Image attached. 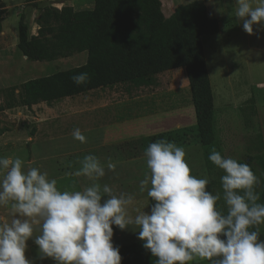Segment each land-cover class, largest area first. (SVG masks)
Instances as JSON below:
<instances>
[{
  "label": "clouds",
  "instance_id": "obj_1",
  "mask_svg": "<svg viewBox=\"0 0 264 264\" xmlns=\"http://www.w3.org/2000/svg\"><path fill=\"white\" fill-rule=\"evenodd\" d=\"M235 16L243 30L253 34L264 25V0H235ZM27 59V58H25ZM76 86L90 81L88 72L71 77ZM75 140L85 143L79 128ZM147 169L139 182L153 206L149 213L128 206L134 196L113 193L98 181L106 175L95 155H86L73 174L92 183L82 190H60L56 179L32 167L24 170L17 157H0V206H10L12 218L0 217V264H35L25 257L27 241L34 240L38 259L55 264H121L120 249L112 243L113 225L121 231L135 225L142 247L155 264H191L197 258L210 264H264V203L255 190L260 179L248 162H240L213 150L208 159L222 170L221 191L206 190L207 176L191 174L183 147L160 139L144 153ZM109 162L107 169L115 171ZM103 197L107 199L102 201ZM223 201V205L219 204ZM149 203V201H148ZM148 205V204H147ZM39 225V235L34 236Z\"/></svg>",
  "mask_w": 264,
  "mask_h": 264
},
{
  "label": "trees",
  "instance_id": "obj_2",
  "mask_svg": "<svg viewBox=\"0 0 264 264\" xmlns=\"http://www.w3.org/2000/svg\"><path fill=\"white\" fill-rule=\"evenodd\" d=\"M25 1L38 7V0ZM162 3L164 6L163 0ZM39 10L35 35L28 32L25 14L18 16L16 48L22 57L29 62L49 63L85 52V63L29 79L18 87L0 89V114L16 108L30 110L40 103L102 89L119 88L133 98L154 92L159 75L183 69L198 142L205 167L211 171L213 163L208 157L216 150L214 100L201 39L218 34L220 26L217 19L209 16L204 0L179 5L168 18L162 13L160 0H93L90 10L75 11L70 6H44ZM6 11L0 1V33ZM80 72H88L90 81L76 86L71 77ZM12 128V124L0 127V135ZM184 138L185 135L183 142L176 144L183 145ZM253 150L256 153L246 162L250 164L254 158L260 169V184L255 190L260 194L258 203H264V144L260 133ZM209 181L206 190L213 194L221 191L218 180ZM153 203L149 198L150 209ZM219 204L223 205L222 200ZM259 237L264 239L263 230L259 229ZM118 247L121 264H155L156 258L140 240Z\"/></svg>",
  "mask_w": 264,
  "mask_h": 264
},
{
  "label": "rangeland",
  "instance_id": "obj_3",
  "mask_svg": "<svg viewBox=\"0 0 264 264\" xmlns=\"http://www.w3.org/2000/svg\"><path fill=\"white\" fill-rule=\"evenodd\" d=\"M6 5V16L3 22V34H0V89L18 87L23 82L51 75L57 71L67 70L85 63L86 53L74 54L71 57L58 59L53 62H29L16 48L18 42V16L24 13L30 35L37 31L36 19L40 14L39 8L52 6L60 9L71 6L74 10L88 8L90 0L79 6L81 0H38V7L26 4L25 0H3ZM93 1V0H92ZM179 4H186L193 0H174ZM210 17L219 21L220 31L213 36L202 37V46L206 68L214 100V117L216 132V150L222 156L232 157L240 162L249 161L256 153L253 150L257 133L262 135L264 144V25H254L253 34L243 30V21L235 16V0H205ZM164 8L170 9L168 0H163ZM158 92L164 91L162 99L170 98L179 91L182 100L188 103L190 99L189 86L183 69L167 71L157 77ZM155 89V90H156ZM170 90L171 92H166ZM185 93H184V92ZM100 92L85 94L86 98H93ZM107 91H105V94ZM1 102V99H0ZM185 104V103H184ZM183 106V105H182ZM188 130L182 133L175 132L172 142H183V136L188 144L183 146L186 152L185 159L191 168V174L209 180H218L223 175L222 170L214 164L211 171L205 167L202 149L197 138L195 114L190 102ZM187 115V113H186ZM0 117L10 122L29 121L33 126L32 113L23 108L5 111ZM177 119L175 113L167 115L166 120ZM253 172L261 177L260 169L253 160L250 163ZM221 173V174H220ZM221 184V183H220ZM147 190L136 197L128 214L137 215L136 209L150 212ZM223 202V201H222ZM148 204V205H147ZM113 227L112 243L114 246L125 245L138 241L139 229L135 225L121 231ZM264 231V225L259 226ZM191 264H210L207 260L197 258Z\"/></svg>",
  "mask_w": 264,
  "mask_h": 264
},
{
  "label": "crops",
  "instance_id": "obj_4",
  "mask_svg": "<svg viewBox=\"0 0 264 264\" xmlns=\"http://www.w3.org/2000/svg\"><path fill=\"white\" fill-rule=\"evenodd\" d=\"M0 1L5 4L3 0ZM168 1L171 8L165 9L160 0L165 18L170 17L180 5L174 0ZM83 2L78 1L79 6ZM92 8L93 1L90 0L88 8L78 7L75 11ZM1 33L3 34V26ZM121 90H95L89 93H100L93 98H86L87 93L34 105L30 110L26 109L32 113L30 118L34 120L31 127L29 121L10 122L0 117V127L13 125L11 130L0 135V157H19L24 161L25 171L32 167L39 168L41 172L48 173L49 179L57 180L60 190L72 191L82 190L92 183L87 177H77L73 173L81 167L80 161L84 156L95 155L106 171V175L98 182L108 184L116 195L121 192L132 194L135 200L141 194L139 182L149 171L144 155L148 145L160 139L172 142L175 132L188 130L187 126L191 121L187 116L191 98L188 97L186 103V98L182 100L179 91H176L170 98L162 99L165 92H158V88L154 92L130 98ZM171 113H175L177 119L166 120ZM75 128H79L86 137L85 143L73 138ZM186 138L185 136L183 145H176L186 146ZM109 162L116 165L115 171L107 169ZM104 199L107 197L102 198V203ZM0 217H5L10 222V206H0ZM34 228V236L39 235V225H34ZM26 243L27 259L35 264H55L50 258L38 259V248L33 239Z\"/></svg>",
  "mask_w": 264,
  "mask_h": 264
},
{
  "label": "water",
  "instance_id": "obj_5",
  "mask_svg": "<svg viewBox=\"0 0 264 264\" xmlns=\"http://www.w3.org/2000/svg\"><path fill=\"white\" fill-rule=\"evenodd\" d=\"M26 58V57H25Z\"/></svg>",
  "mask_w": 264,
  "mask_h": 264
}]
</instances>
